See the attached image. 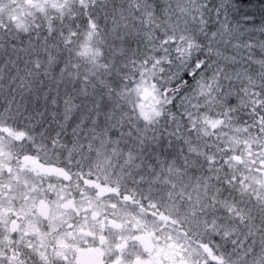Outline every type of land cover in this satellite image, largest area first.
<instances>
[{"label":"snow or ice","instance_id":"snow-or-ice-1","mask_svg":"<svg viewBox=\"0 0 264 264\" xmlns=\"http://www.w3.org/2000/svg\"><path fill=\"white\" fill-rule=\"evenodd\" d=\"M0 264H264V0H0Z\"/></svg>","mask_w":264,"mask_h":264}]
</instances>
